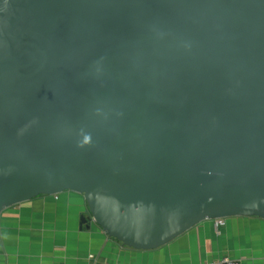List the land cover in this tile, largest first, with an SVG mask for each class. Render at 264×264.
Wrapping results in <instances>:
<instances>
[{
	"label": "water",
	"instance_id": "water-1",
	"mask_svg": "<svg viewBox=\"0 0 264 264\" xmlns=\"http://www.w3.org/2000/svg\"><path fill=\"white\" fill-rule=\"evenodd\" d=\"M65 192L135 251L264 220V0H0V215Z\"/></svg>",
	"mask_w": 264,
	"mask_h": 264
},
{
	"label": "crops",
	"instance_id": "crops-1",
	"mask_svg": "<svg viewBox=\"0 0 264 264\" xmlns=\"http://www.w3.org/2000/svg\"><path fill=\"white\" fill-rule=\"evenodd\" d=\"M222 257L264 264V220L206 221L161 248L135 251L107 237L74 193L40 196L0 215V264H208Z\"/></svg>",
	"mask_w": 264,
	"mask_h": 264
},
{
	"label": "built area",
	"instance_id": "built-area-1",
	"mask_svg": "<svg viewBox=\"0 0 264 264\" xmlns=\"http://www.w3.org/2000/svg\"><path fill=\"white\" fill-rule=\"evenodd\" d=\"M218 226H221L223 223V220L216 221ZM208 264H240L239 261L230 259L228 257H222L221 259L208 263Z\"/></svg>",
	"mask_w": 264,
	"mask_h": 264
},
{
	"label": "clouds",
	"instance_id": "clouds-1",
	"mask_svg": "<svg viewBox=\"0 0 264 264\" xmlns=\"http://www.w3.org/2000/svg\"><path fill=\"white\" fill-rule=\"evenodd\" d=\"M89 139H90V138L86 136V137H85V142L87 143Z\"/></svg>",
	"mask_w": 264,
	"mask_h": 264
}]
</instances>
